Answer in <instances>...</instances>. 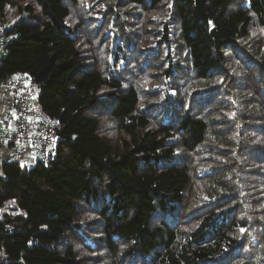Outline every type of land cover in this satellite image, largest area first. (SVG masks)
<instances>
[{"label":"trees","instance_id":"16d2710c","mask_svg":"<svg viewBox=\"0 0 264 264\" xmlns=\"http://www.w3.org/2000/svg\"><path fill=\"white\" fill-rule=\"evenodd\" d=\"M9 7L0 81L63 127L3 164L0 264H264V0Z\"/></svg>","mask_w":264,"mask_h":264},{"label":"built area","instance_id":"2783aa9c","mask_svg":"<svg viewBox=\"0 0 264 264\" xmlns=\"http://www.w3.org/2000/svg\"><path fill=\"white\" fill-rule=\"evenodd\" d=\"M7 29V24L0 21V53H5L12 40ZM1 82L5 97L0 116L4 126V130H0V155L8 162H20L31 155L35 158L34 163L54 159L59 152L63 124L52 118L40 104L33 105L39 98L37 80L22 72Z\"/></svg>","mask_w":264,"mask_h":264},{"label":"crops","instance_id":"0c3cea01","mask_svg":"<svg viewBox=\"0 0 264 264\" xmlns=\"http://www.w3.org/2000/svg\"><path fill=\"white\" fill-rule=\"evenodd\" d=\"M7 14H8V17L6 18V21H4L8 27H11L12 25H14L15 23L13 24H9L8 23V20L12 18V20H18L20 18V15L17 11V9H7ZM1 21V19H0ZM5 53H0V59H2L4 57ZM5 97V91H4V87L2 85V82L0 81V116L1 114L3 113V99ZM0 130H4V126L3 124L0 123ZM35 161V158L31 155V156H28L26 157L25 159L21 160L20 163L24 162L25 165H28V166H31ZM5 159L2 155H0V176L3 175V164L5 163Z\"/></svg>","mask_w":264,"mask_h":264},{"label":"rangeland","instance_id":"374dc122","mask_svg":"<svg viewBox=\"0 0 264 264\" xmlns=\"http://www.w3.org/2000/svg\"><path fill=\"white\" fill-rule=\"evenodd\" d=\"M8 9L10 10V9H12V8L9 7ZM20 16H21V19H27V16H26L25 14L20 15ZM16 21H17V20H14V19L12 20V18H11V20H10V19L8 20V23L11 25V24H13V23H16ZM4 56H5V55H4ZM38 104H39V99H36V100L34 101L33 105H34V106H37ZM21 165H25L24 162H22ZM33 165H34V163H33L31 166H33Z\"/></svg>","mask_w":264,"mask_h":264},{"label":"water","instance_id":"95a60500","mask_svg":"<svg viewBox=\"0 0 264 264\" xmlns=\"http://www.w3.org/2000/svg\"><path fill=\"white\" fill-rule=\"evenodd\" d=\"M213 35L216 36L217 38V42L219 43L220 42V38H219V35L217 34L216 30H213Z\"/></svg>","mask_w":264,"mask_h":264},{"label":"bare ground","instance_id":"6f19581e","mask_svg":"<svg viewBox=\"0 0 264 264\" xmlns=\"http://www.w3.org/2000/svg\"><path fill=\"white\" fill-rule=\"evenodd\" d=\"M35 164V163H34Z\"/></svg>","mask_w":264,"mask_h":264}]
</instances>
